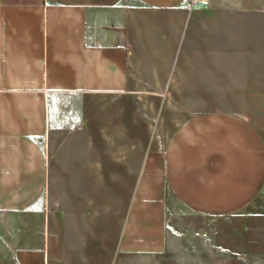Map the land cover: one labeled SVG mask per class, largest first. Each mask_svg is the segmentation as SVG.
Listing matches in <instances>:
<instances>
[{
	"label": "crops",
	"instance_id": "obj_1",
	"mask_svg": "<svg viewBox=\"0 0 264 264\" xmlns=\"http://www.w3.org/2000/svg\"><path fill=\"white\" fill-rule=\"evenodd\" d=\"M187 1L0 0V264H264V238L253 237L246 210L264 195V138L246 116L222 109L183 117L147 160L143 180L138 165L117 237L109 238L102 222L90 227L100 236L68 233L56 251L46 250L39 183L49 128L77 121L86 95L126 91L137 54L166 62L164 55L182 49L197 30ZM202 1L213 11L264 6V0ZM158 165L165 197L200 220H158L151 199V208L142 209L144 192L151 198L155 191L149 183ZM30 182L37 184L12 186ZM66 245L75 253L66 254Z\"/></svg>",
	"mask_w": 264,
	"mask_h": 264
},
{
	"label": "rangeland",
	"instance_id": "obj_2",
	"mask_svg": "<svg viewBox=\"0 0 264 264\" xmlns=\"http://www.w3.org/2000/svg\"><path fill=\"white\" fill-rule=\"evenodd\" d=\"M202 3L186 2L197 15V30H190L177 53L164 55L170 60L147 62L155 55L137 54L126 91L86 95L77 121L49 128L44 181L39 183L49 226L47 252L56 251L68 233L73 238L100 236L90 227L102 222L108 224V237H117L128 220L136 168L140 165L143 180L147 160L163 150L183 117L205 109L235 111L264 138V6L213 11ZM53 107L50 104V113ZM122 167L124 173L118 176ZM155 170L157 176L149 183L155 191L151 198L144 192L142 209L151 208V199L157 203L153 209L158 220H200L165 197L159 165ZM23 184L31 189L37 183L12 186ZM246 210L252 212L253 237L264 238V195L255 197ZM231 232L240 236L239 231ZM70 249L75 253L66 245V254Z\"/></svg>",
	"mask_w": 264,
	"mask_h": 264
}]
</instances>
